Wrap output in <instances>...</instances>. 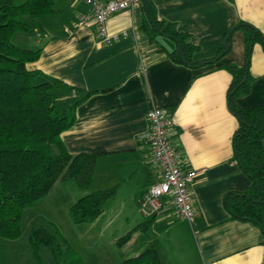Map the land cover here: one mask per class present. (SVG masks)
<instances>
[{
	"label": "crops",
	"instance_id": "0c3cea01",
	"mask_svg": "<svg viewBox=\"0 0 264 264\" xmlns=\"http://www.w3.org/2000/svg\"><path fill=\"white\" fill-rule=\"evenodd\" d=\"M149 1L157 20L187 34L196 46L191 60L201 65L188 66L169 56L175 44L153 28L143 4L112 14L105 24L106 41L94 24L74 26L87 7L73 0H55L56 14L44 18L39 26L32 25L30 31L12 36L20 47L43 44L39 58L26 63V68L64 84L53 90L59 106H71L83 93L88 94L75 108L73 125L60 138L69 153H94L98 158L90 189L73 190L76 197L66 203L67 209L88 191L116 186L114 197L89 224L103 223L113 203L119 211L136 212L137 199L155 181L139 136L148 129L147 112L158 107L173 119L171 135L185 167L203 170L190 186L195 216L191 221L175 219L171 204L165 203L149 232L136 229L140 221L135 216L128 229L133 233L124 244H134L129 257L153 247L163 264H264L263 232L251 222L232 219L223 205L226 193L241 192L250 185L233 158L237 120L227 101L232 76L226 66L241 67L245 62L243 30L234 29L228 51L218 60L206 62L218 54L226 33L238 24L253 25L264 37V0ZM249 73V92L235 99L243 109L264 105V51L259 43L252 44ZM262 144L264 147V138ZM70 181L56 183L35 203H43L57 189L65 190L68 183L72 189L76 184ZM101 232L98 239L104 236L102 228ZM117 234L111 235L112 243ZM20 236L0 237V264H10L9 250ZM93 250V264H104L105 255L97 244ZM12 264L27 261L16 259Z\"/></svg>",
	"mask_w": 264,
	"mask_h": 264
},
{
	"label": "trees",
	"instance_id": "16d2710c",
	"mask_svg": "<svg viewBox=\"0 0 264 264\" xmlns=\"http://www.w3.org/2000/svg\"><path fill=\"white\" fill-rule=\"evenodd\" d=\"M54 2L0 0V237L6 239L20 236L24 209L44 198L56 183L72 180L80 190H88L98 158L94 153H69L60 138L61 133L73 125L75 108L88 94L83 93L71 106H59L53 90L64 84L39 70L26 68V63L39 58L43 44L24 48L12 42L15 33L30 31L32 25L39 26L44 18L56 14ZM146 15L162 36H170L174 42V49L168 52L172 59L193 67L202 64L191 60L196 46L188 41L187 34L178 32L170 23L157 20L149 0ZM236 28L244 32L245 62L241 67L226 66L232 76L227 101L237 120L232 141L233 158L249 178L250 185L244 191L226 193L223 205L232 219L251 222L264 234V105L243 109L235 103L238 96L250 90L252 44L259 43L264 51V37L250 24L241 23L232 29ZM226 46L228 51L230 36L226 44L222 42L218 54L206 62L218 60L225 54L222 50ZM115 193L116 186H113L82 195L68 208L70 221L73 224L93 222ZM153 218L143 220L136 229L149 232ZM132 233L133 230L127 232L118 243L127 242ZM28 243L36 264H41L40 246H45L52 254L61 250L54 234L43 227L31 229ZM62 264L84 263L80 257H73ZM119 264L163 263L157 251L147 247Z\"/></svg>",
	"mask_w": 264,
	"mask_h": 264
},
{
	"label": "rangeland",
	"instance_id": "374dc122",
	"mask_svg": "<svg viewBox=\"0 0 264 264\" xmlns=\"http://www.w3.org/2000/svg\"><path fill=\"white\" fill-rule=\"evenodd\" d=\"M70 182H72L71 184H75L74 181ZM69 184L65 185V190L57 189L66 194L62 195L58 191H55L53 195L41 201L43 203H33L30 207L25 208L26 210L24 209L22 213V234L20 233L19 242L15 244L16 246L14 248H10L8 253L10 264L16 259L20 260L22 258L27 263L36 264V260L28 243L29 233L32 228L36 227H31V224L39 225V227H43L53 233L56 242L61 248L60 251L52 254L45 246H40L39 258L41 264H62L64 261L73 257H80L82 261L84 258L89 264H93L95 254L93 249L96 247V244L99 250L104 253L103 255H105L106 260L104 264H118L133 254L131 251L134 244L132 243L129 246L124 245V242L118 243V239L129 232L128 229L131 227L130 224L134 223L135 216L138 222L143 220L141 219L143 215L140 212L138 203L136 212L131 210L119 211V209H115L117 203H113L111 206L112 211H108L109 213L103 223H94L93 225L82 223L81 225H76L69 219L66 203H68L70 198L75 199L76 196L72 194L74 193L73 190L79 191V188L76 185H71V189ZM101 228L104 236L101 235V239L100 237L98 239L97 236L100 234ZM113 233L118 234L117 239L112 243L110 238ZM22 241L25 242V245H21ZM113 259H117L118 262H115Z\"/></svg>",
	"mask_w": 264,
	"mask_h": 264
},
{
	"label": "built area",
	"instance_id": "2783aa9c",
	"mask_svg": "<svg viewBox=\"0 0 264 264\" xmlns=\"http://www.w3.org/2000/svg\"><path fill=\"white\" fill-rule=\"evenodd\" d=\"M84 4L86 12L77 16L74 26L94 24L98 35L105 41L106 21L114 13L134 9L142 5V0H73ZM37 39L41 34L36 33ZM148 129L139 136L147 148L155 181L137 199L145 219L155 217L165 203L172 206L175 219L191 221L195 216L193 196L190 186L203 170L187 169L171 135L174 125L171 116L164 110L153 107L147 114Z\"/></svg>",
	"mask_w": 264,
	"mask_h": 264
},
{
	"label": "water",
	"instance_id": "95a60500",
	"mask_svg": "<svg viewBox=\"0 0 264 264\" xmlns=\"http://www.w3.org/2000/svg\"><path fill=\"white\" fill-rule=\"evenodd\" d=\"M142 4H143L144 11H145V13L147 14V13H148V0H142ZM150 23H151V21H150ZM151 24H152V23H151ZM153 28L156 30L155 27H153ZM232 30H233V29H230V30H228V32L226 33V36H225V38H224V40H223V44H226L227 38L230 36ZM156 31H157L158 33L160 32V31H158V30H156ZM168 37L170 38V36H168ZM227 45H228V44H227ZM178 52L181 53V49H180V48L178 49ZM226 52H227V46L222 50V54H224V53H226Z\"/></svg>",
	"mask_w": 264,
	"mask_h": 264
}]
</instances>
